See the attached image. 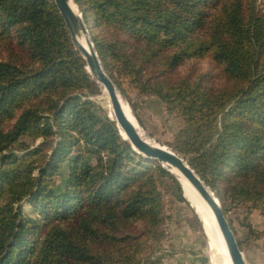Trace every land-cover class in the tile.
<instances>
[{
    "label": "trees",
    "instance_id": "obj_1",
    "mask_svg": "<svg viewBox=\"0 0 264 264\" xmlns=\"http://www.w3.org/2000/svg\"><path fill=\"white\" fill-rule=\"evenodd\" d=\"M73 1L132 109L130 90L180 120L171 146L216 195L235 237L227 215L246 210L240 250L264 236L247 220L253 211L264 219V4ZM100 92L52 0H0V264L156 263L158 182L184 199L97 112L88 97Z\"/></svg>",
    "mask_w": 264,
    "mask_h": 264
},
{
    "label": "water",
    "instance_id": "obj_2",
    "mask_svg": "<svg viewBox=\"0 0 264 264\" xmlns=\"http://www.w3.org/2000/svg\"><path fill=\"white\" fill-rule=\"evenodd\" d=\"M52 2L63 20L73 48L79 53L85 63L86 72L98 88L99 85H101L106 91L113 116L111 121H113L115 126L123 133V135H121L118 132V135L124 141L128 142L135 153L145 159L156 161L158 165L171 174L178 182L183 198L191 206L196 205L193 201H190L187 192L188 189L184 187L171 170L177 171L194 190L197 197L204 203L213 216L230 264H247L216 195L189 166L187 160L174 150L156 144L144 135L141 136L138 129L126 117L122 104L124 103L129 110L130 108L125 100H123L111 79L105 73L77 5L73 0H52ZM82 40L83 42L81 43ZM194 212L197 215L196 211Z\"/></svg>",
    "mask_w": 264,
    "mask_h": 264
},
{
    "label": "rangeland",
    "instance_id": "obj_3",
    "mask_svg": "<svg viewBox=\"0 0 264 264\" xmlns=\"http://www.w3.org/2000/svg\"><path fill=\"white\" fill-rule=\"evenodd\" d=\"M259 1L264 4V0ZM99 95L88 98L95 103V109L97 110V112L100 115L105 116L106 118V116L108 117L107 112L98 104L96 99ZM122 98L128 104L138 126V130L152 142L162 146H166L176 152V150L171 146V143L173 141L175 133L180 128V120L174 115L169 114L164 104L156 97L139 96L133 90H130L128 92V98L134 105V109H132L129 102L123 96ZM142 159L145 158L142 157ZM184 159L187 160L186 158ZM152 166L154 165L151 164V167ZM63 176L64 173H61V175L57 177L56 183L58 184V186L61 185ZM158 192L160 194L162 217V224L160 226V229L163 232V238L161 239L159 244H152L151 249L148 252L151 261L156 262L155 264L175 263L174 260L172 261V252L169 253L170 251H172L170 250L172 246L170 244V240H172L173 238L171 233L175 230H181V233L189 232L191 236L188 244L182 246V248L178 251L179 253H177L180 255H184L185 253L188 255H192L196 257V259L199 260L202 264H214L215 255L209 248L208 240L202 229V224L198 216L195 214L194 210L191 208L190 204L183 198L182 191L181 197L184 199V202L177 200L172 184L169 181L164 180L158 182ZM23 208L25 211H27L29 209V206L23 203ZM245 212L246 210L244 208L237 207L227 215L237 236L242 232V227L240 226L239 221L243 219ZM250 216H252V220L256 224L259 221H264V219L259 215L257 211H253L248 215L247 220L249 222ZM261 225L263 224L261 223ZM245 248L243 252H245L249 264H264V260L262 262L257 260V257L255 256L256 253L254 254L253 252L249 251V248ZM183 261H181V263H184Z\"/></svg>",
    "mask_w": 264,
    "mask_h": 264
},
{
    "label": "bare ground",
    "instance_id": "obj_4",
    "mask_svg": "<svg viewBox=\"0 0 264 264\" xmlns=\"http://www.w3.org/2000/svg\"><path fill=\"white\" fill-rule=\"evenodd\" d=\"M83 40L81 41V43ZM101 94L96 98L98 104L105 109V111L108 114V118L110 120L113 119L110 103L106 94V91L103 86L99 85ZM122 108L124 110V113L128 120L138 129L135 120L133 118V115L131 111L126 107V105L123 103ZM118 129V132L123 135V133L120 131V129L116 126ZM139 131V130H138ZM140 135L143 136V134L139 131ZM172 173L177 177V179L184 185V187L188 192V196L190 201H193L196 205H190L191 208L196 211L198 218L202 224L203 232L208 240L209 248L215 255V263L214 264H230L226 249L224 247V244L222 242V239L220 237V234L217 230L215 221L207 207L204 205V203L197 197L194 190L189 186V184L182 178V176L175 170H171Z\"/></svg>",
    "mask_w": 264,
    "mask_h": 264
},
{
    "label": "crops",
    "instance_id": "obj_5",
    "mask_svg": "<svg viewBox=\"0 0 264 264\" xmlns=\"http://www.w3.org/2000/svg\"><path fill=\"white\" fill-rule=\"evenodd\" d=\"M153 102V101H152ZM253 216V215H252ZM252 216L249 217V220L252 224V226L256 229V230H259V231H264V221H259L257 224L252 220ZM261 223L263 225H261ZM176 231V230H175ZM172 231L171 235L173 236L172 240H170V245L171 246V249L172 251H170L169 253L172 252L173 254V258H172V261L174 260L175 263H170V264H202L200 263L199 260L196 259V257L192 256V255H188V254H184V255H180L178 254L179 250L182 248V246H185L188 244V242L190 241V233L189 232H184V233H181V230L179 231ZM239 240H244L245 237H246V230L242 228V232L240 233V235L237 236ZM180 247V248H179ZM246 248H249V251L250 252H253L254 254L256 253V257H257V260L259 261H263L264 260V236H262L261 238L255 240L252 242L251 245L249 246H245ZM242 248V253L244 255V258L248 263V258L247 256L245 255V252L244 251V248ZM245 248V249H246ZM178 252V253H177ZM180 255V256H179ZM171 259V258H170ZM184 260V261H183ZM181 261H183L184 263H181ZM258 261V262H259Z\"/></svg>",
    "mask_w": 264,
    "mask_h": 264
}]
</instances>
